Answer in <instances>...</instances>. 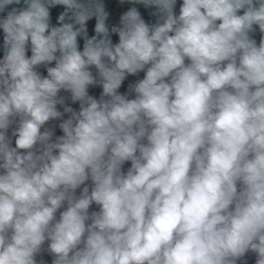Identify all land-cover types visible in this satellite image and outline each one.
<instances>
[{
  "label": "clouds",
  "instance_id": "9594fccd",
  "mask_svg": "<svg viewBox=\"0 0 264 264\" xmlns=\"http://www.w3.org/2000/svg\"><path fill=\"white\" fill-rule=\"evenodd\" d=\"M0 32V264H264V0H0Z\"/></svg>",
  "mask_w": 264,
  "mask_h": 264
},
{
  "label": "water",
  "instance_id": "95a60500",
  "mask_svg": "<svg viewBox=\"0 0 264 264\" xmlns=\"http://www.w3.org/2000/svg\"><path fill=\"white\" fill-rule=\"evenodd\" d=\"M178 10H179V3L177 5V12H178ZM146 19H148V17H146ZM0 44H2V32H0ZM0 55H2V52H0ZM142 75L143 74L141 73V77H142ZM130 79H135V78H130ZM92 92L94 94L98 95L99 94V89H93ZM57 134L58 135L61 134L58 129H57ZM128 167H130V164H125L124 165V170L126 171ZM93 210H97L95 205H93ZM249 264H254V257H251L250 256V258H249Z\"/></svg>",
  "mask_w": 264,
  "mask_h": 264
}]
</instances>
